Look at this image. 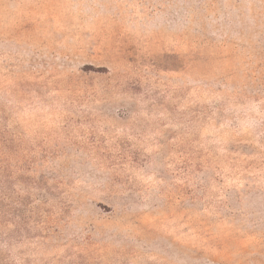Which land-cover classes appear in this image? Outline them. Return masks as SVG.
<instances>
[{
  "label": "rangeland",
  "instance_id": "obj_1",
  "mask_svg": "<svg viewBox=\"0 0 264 264\" xmlns=\"http://www.w3.org/2000/svg\"><path fill=\"white\" fill-rule=\"evenodd\" d=\"M0 264H264V0H0Z\"/></svg>",
  "mask_w": 264,
  "mask_h": 264
}]
</instances>
